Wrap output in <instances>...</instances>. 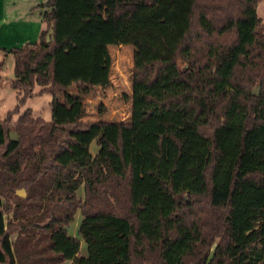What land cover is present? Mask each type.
<instances>
[{"label":"trees","instance_id":"16d2710c","mask_svg":"<svg viewBox=\"0 0 264 264\" xmlns=\"http://www.w3.org/2000/svg\"><path fill=\"white\" fill-rule=\"evenodd\" d=\"M261 1L43 5L38 41L1 49L20 102L87 82L84 48L128 46L130 118L0 120V264H264Z\"/></svg>","mask_w":264,"mask_h":264},{"label":"rangeland","instance_id":"374dc122","mask_svg":"<svg viewBox=\"0 0 264 264\" xmlns=\"http://www.w3.org/2000/svg\"><path fill=\"white\" fill-rule=\"evenodd\" d=\"M47 1L0 0V120H4L9 111L17 108L18 113L30 109L35 117H41L47 122H70L78 111L83 113L82 120L87 122L100 119L128 122L132 76V48L128 46L107 45L98 55L96 48H84L82 54L92 69L87 82L73 81L66 88L57 87L53 94L28 96L23 103L20 102L23 94L11 85L14 81L13 58L1 49L11 51L38 41L39 34L46 28L42 13ZM256 11L264 22V0L258 4ZM38 90L36 86L33 93ZM16 118L17 113L13 119ZM91 149L97 150L95 143ZM18 192L25 194L24 190ZM76 196L80 199L83 197L81 187ZM80 221L81 214L78 211L67 228L70 236L79 238L77 229ZM11 239L17 240V232L11 234ZM80 253H85L82 240ZM62 264L70 263L66 261Z\"/></svg>","mask_w":264,"mask_h":264},{"label":"water","instance_id":"95a60500","mask_svg":"<svg viewBox=\"0 0 264 264\" xmlns=\"http://www.w3.org/2000/svg\"><path fill=\"white\" fill-rule=\"evenodd\" d=\"M254 95H256L258 93V90L257 89H254L253 92H252ZM17 195L21 196V197H24L25 194H20V192H17Z\"/></svg>","mask_w":264,"mask_h":264},{"label":"crops","instance_id":"0c3cea01","mask_svg":"<svg viewBox=\"0 0 264 264\" xmlns=\"http://www.w3.org/2000/svg\"><path fill=\"white\" fill-rule=\"evenodd\" d=\"M29 44V43H28Z\"/></svg>","mask_w":264,"mask_h":264}]
</instances>
